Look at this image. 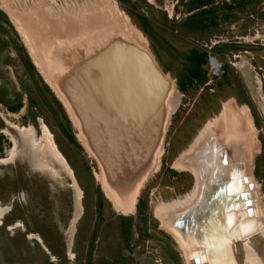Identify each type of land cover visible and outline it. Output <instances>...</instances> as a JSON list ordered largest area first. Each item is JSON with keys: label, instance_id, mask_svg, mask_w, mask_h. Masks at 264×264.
<instances>
[{"label": "rangeland", "instance_id": "1", "mask_svg": "<svg viewBox=\"0 0 264 264\" xmlns=\"http://www.w3.org/2000/svg\"><path fill=\"white\" fill-rule=\"evenodd\" d=\"M114 1L121 12L100 16L103 24L74 20V13L99 10L100 0H0V159L5 160L0 161V206L6 210L0 217V264H187L156 208L193 195L194 174L175 168L174 161L232 99L248 108L252 186L264 212V0ZM126 18L142 36L132 38L147 47L173 82L178 102L165 126L157 168L142 182L133 210L121 213L96 180L98 166L79 141L74 120L28 54L33 49L44 69L61 79L78 56L68 58L69 37L113 23L122 30ZM208 51L220 64L217 73L208 69ZM199 54L204 60L198 75L181 89L178 80L188 79L189 59ZM127 106L125 111L133 110ZM49 140L63 151L66 158L58 149L67 167Z\"/></svg>", "mask_w": 264, "mask_h": 264}, {"label": "bare ground", "instance_id": "2", "mask_svg": "<svg viewBox=\"0 0 264 264\" xmlns=\"http://www.w3.org/2000/svg\"><path fill=\"white\" fill-rule=\"evenodd\" d=\"M100 1L102 5L95 10L100 15L93 9L80 11L74 13V20L102 22L104 18L100 16L120 14L114 0ZM10 19L30 47L18 19L12 14ZM124 23V32L113 23L69 37L72 54L68 58L78 56L61 79L53 78L46 65L44 69V62L33 49H29L28 55L70 120H74L79 141L98 166L94 176L100 181L105 197L117 211L128 213L133 210L142 182L158 166L165 126L178 98L173 82L160 70L147 47L132 38L133 35L141 41L140 32L127 23V18ZM98 38H102L101 42ZM84 53L87 55L83 56ZM94 92L97 94L91 95ZM82 97L104 100L103 105L113 109L110 118L98 112L93 116L98 124L88 123L83 108L87 107V101L82 103ZM126 106L134 110L131 119ZM121 115L127 123L117 126L112 119ZM42 131L50 134L46 126ZM251 135L248 108L238 107L232 99L225 102L220 117L208 122L187 151L174 161L175 168L194 174L196 190L184 202L157 207L155 214L181 246L187 264H200L203 259L208 264H221L225 260L231 264H264V212L252 186L247 142L253 140ZM49 147L67 167L53 141ZM236 156L240 158L237 160ZM232 181L234 186L230 184ZM5 211L0 206V217Z\"/></svg>", "mask_w": 264, "mask_h": 264}, {"label": "water", "instance_id": "3", "mask_svg": "<svg viewBox=\"0 0 264 264\" xmlns=\"http://www.w3.org/2000/svg\"><path fill=\"white\" fill-rule=\"evenodd\" d=\"M29 56V55H28ZM103 76L105 77V74H103ZM78 91H80V90H78ZM97 93L96 92H94L93 94H91V95H96ZM104 99L106 98V97H103ZM79 100V99H78ZM87 101V107H83L84 108V111H85V114L87 115V117H88V123L90 122V124H92V122L93 123H96V124H98L97 123V121H95V118L93 117L94 115H95V113H98L99 112V114L101 115V116H105L106 117V119L107 118H110V114H111V112L113 111V109H109L108 107H107V105H103L104 104V100H99L98 101V103H96L97 101L96 100H91V99H85L84 97H82L81 99H80V101L83 103V101ZM132 101H133V99H132ZM127 105H129V104H127ZM127 111H129L128 113L131 115V117H130V119L133 117V113H134V110H127ZM111 119H112V117H111ZM116 124H118L117 126H124L127 122H124L125 121V119L122 117V116H117L116 118H113L112 119ZM104 122V121H103ZM87 123V124H88ZM100 123V122H99ZM103 125H105V124H103ZM121 128V127H120ZM110 153H111V151H110ZM127 153V152H126ZM118 164H121L120 162H118ZM230 256V255H229ZM227 258H229V257H227ZM222 263L223 264H231V262L229 263V262H226V260L225 261H222ZM221 263V264H222ZM200 264H208L207 263V261L205 262V259H203V262H201Z\"/></svg>", "mask_w": 264, "mask_h": 264}, {"label": "trees", "instance_id": "4", "mask_svg": "<svg viewBox=\"0 0 264 264\" xmlns=\"http://www.w3.org/2000/svg\"><path fill=\"white\" fill-rule=\"evenodd\" d=\"M203 2H207V0H199V1H197V3H198L199 5H202ZM139 18H140L141 21L144 22V19H145L144 16L139 15ZM138 27L140 28V30H142L144 33H146L145 29L143 28V26H142L141 24H139ZM146 34H147V33H146ZM24 60L26 61V64H28V66H29L31 69L34 68L33 65H32V63L30 62V60L28 59L27 56H26V57L24 56ZM189 60H190V62H189V65H190V66H189V71H190V72H188V79H187V80H186V79L178 80V82H179L178 84H179V86H180L181 89L183 88V84H184L185 81H190V78H191V77H194V76L198 75L199 63H201V62L204 60V58L202 57V55L199 54V56L197 55V58H195V60H194L193 58H191V57H190ZM43 85L47 88V86H46L45 83H43ZM47 89H48V88H47ZM48 90H49V89H48ZM54 100L57 101V99H54ZM15 107H16V106H12L11 108L14 109ZM54 141H55L57 147H59V146H58V142L56 141V139H54ZM58 149L62 152V154H63L64 157L66 158L65 154L63 153V151H62L60 148H58ZM67 161H68V159H67ZM68 163H69V161H68ZM69 164H70V163H69ZM70 167H72V166L70 165Z\"/></svg>", "mask_w": 264, "mask_h": 264}, {"label": "built area", "instance_id": "5", "mask_svg": "<svg viewBox=\"0 0 264 264\" xmlns=\"http://www.w3.org/2000/svg\"><path fill=\"white\" fill-rule=\"evenodd\" d=\"M206 62L210 72L217 73L220 69V64L217 59L208 51L206 54Z\"/></svg>", "mask_w": 264, "mask_h": 264}, {"label": "flooded vegetation", "instance_id": "6", "mask_svg": "<svg viewBox=\"0 0 264 264\" xmlns=\"http://www.w3.org/2000/svg\"><path fill=\"white\" fill-rule=\"evenodd\" d=\"M12 127V126H11ZM0 160H2V158L0 159ZM190 172V171H189ZM235 181V180H234ZM230 184L232 185V186H234V182L232 181V182H230ZM167 231V230H166ZM168 232V231H167ZM171 234V233H170ZM172 235V234H171ZM172 237L175 239V237L172 235ZM176 240V239H175Z\"/></svg>", "mask_w": 264, "mask_h": 264}]
</instances>
